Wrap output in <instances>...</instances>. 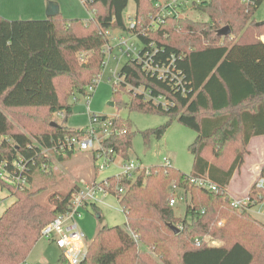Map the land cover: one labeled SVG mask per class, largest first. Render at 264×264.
<instances>
[{"label":"trees","instance_id":"trees-1","mask_svg":"<svg viewBox=\"0 0 264 264\" xmlns=\"http://www.w3.org/2000/svg\"><path fill=\"white\" fill-rule=\"evenodd\" d=\"M81 1L93 11L90 20H66L61 13L38 21H9L0 16V165L23 161L30 167V187L24 190L0 178V191L15 200L0 217V264H24L43 230L68 207L79 186L51 195L49 205L38 201L43 189L33 186L39 173L44 175L42 165L49 163L42 152L57 148L68 137L85 136L86 129L66 125L73 112L68 100L76 93L87 98L89 87L103 74L105 50L112 42L108 34L129 31L124 13L131 0ZM132 1L136 16L145 22L161 2ZM263 3L255 0L247 6L242 0H206L182 9L180 18H169L147 37L140 36L142 43L156 44L159 59L177 58V67L188 81L187 94L182 96L127 61L120 72L125 83L114 88V98L120 100L119 88L132 85L173 102L167 111L129 92L131 111L171 117L167 124L142 132L146 145L152 136L162 138L173 120L197 133L189 146L193 172L187 175L158 165L150 176L142 175L135 182L109 177L113 188L124 189L119 202L126 224L124 228L102 225L81 264H264V223L248 211L234 209L228 194L249 155L251 141L264 136V25L255 21ZM188 11L208 20L191 18ZM222 25L230 28V35H221ZM18 112L42 115L19 119L25 127L21 130L10 118ZM60 113H64L63 122L52 121ZM110 120L113 134L103 145L129 160L133 125L119 118ZM75 153L56 157L62 161ZM189 177L208 178L219 192L199 188ZM260 177L264 178V166ZM172 186L190 197L185 218L177 217L170 205ZM249 196L256 202L252 209L264 202V190L255 183ZM92 211L102 224L101 209ZM171 225L182 226L180 234ZM208 238L220 244L213 245ZM140 244L157 259L141 251ZM58 264L68 262L61 256Z\"/></svg>","mask_w":264,"mask_h":264},{"label":"rangeland","instance_id":"rangeland-1","mask_svg":"<svg viewBox=\"0 0 264 264\" xmlns=\"http://www.w3.org/2000/svg\"><path fill=\"white\" fill-rule=\"evenodd\" d=\"M53 3L57 4L62 18L66 20L81 19L87 21L92 18L93 11L85 6L81 0H0V16L9 21L46 20L48 19V6ZM135 11L136 5L131 0L124 13L125 21L128 20L130 15L135 14ZM191 13L187 12V15L191 18L201 21L208 20L206 16H198ZM255 21L257 23L264 21V3L256 11ZM224 27L226 25H222V28ZM120 35V31H113L110 38L113 40ZM262 37L264 38V35ZM232 38L231 36L230 40ZM135 42L137 45H141L139 40L135 39ZM111 43L116 44L115 41ZM113 55H118L117 49L113 50ZM125 63L126 59H123L119 70ZM114 65L116 66V63L112 62L110 68L114 67ZM110 80L113 81L112 73L108 68L104 70L99 79L96 91L90 98L89 103L87 98L78 93L70 97L68 101L73 107V112L69 116L66 125L72 129H87L90 125V116H106L110 119L119 118L129 121L133 125L132 129L134 133L133 146L128 158L130 161L140 162L146 167H153L164 165L163 160L166 158L172 162V167L187 175H191L193 172L194 155L189 151V146L197 138V133L173 120L162 138L159 139L152 136L146 145L142 132L167 124L171 117L164 114H146L136 110L131 111L129 104L133 98L129 94V86H126L124 89L119 88L121 96L120 100L116 101L114 98V85ZM75 98H78V101H74ZM32 114H35V118H39L42 115L40 112H18L16 116L13 115L10 118L17 127L24 130V122H20L19 119L26 120ZM63 120L64 118L59 114H55V117L52 118V121L58 124L62 123ZM261 151H264V146L261 147ZM47 157L49 170L44 172V175L40 172L39 178L33 186L34 189H43V193L38 197V201L43 205H49L51 195L55 193L66 194L77 186H81L84 182H92L96 176L97 181L100 182L106 178L118 175L121 172L122 165L127 161L118 157L114 164L109 165L103 171H98L97 167L100 163L95 160L92 151L76 152L72 158L62 161L51 153L47 154ZM254 161L255 159H249L247 164L242 167L241 174H236L231 184L232 192H247L249 183L253 185L258 181L259 177L257 179L252 178L256 173ZM178 195L179 197L183 196V192L180 191ZM13 202L14 198L9 197L6 191H0V217ZM188 204H190V197L178 201L175 206L177 217H186ZM100 209L101 216L104 218L102 224L92 209L85 210L82 217L78 220L80 230L86 235L88 244L94 241L102 225L125 227V213L115 199L109 197L107 200H104V204ZM252 214L258 220L264 222V203L256 206L252 210ZM208 241L213 245L214 243L220 244V242L210 238H208ZM139 247L141 251H147L157 259L149 249H146L141 244ZM62 255V251L54 247V245L49 244L46 239L41 238L28 255L26 262L29 264H58V260Z\"/></svg>","mask_w":264,"mask_h":264},{"label":"built area","instance_id":"built-area-1","mask_svg":"<svg viewBox=\"0 0 264 264\" xmlns=\"http://www.w3.org/2000/svg\"><path fill=\"white\" fill-rule=\"evenodd\" d=\"M206 0H163L155 4L156 10L143 21L139 19L136 14L130 15L126 21L128 32L113 39L116 44H109L106 47V60L104 63V70L108 69L112 73V80L114 88L120 87L125 83V78L121 76L119 67L123 59L132 61L141 67L145 75L157 78L169 85V87L186 96L188 91V81L184 73L177 67V58L172 55L166 60L159 59V49H157L154 42L144 44L140 41V36L147 37L150 33L157 31L163 26L169 18H180L182 9L189 8L194 4H200ZM247 6L253 4L255 0H242ZM111 36V33L108 34ZM135 39L139 40L140 46L137 45ZM118 50V55H113V50ZM112 62L116 66L110 68ZM124 65V64H123ZM122 65V66H123ZM102 76V75H101ZM99 76L88 89L87 100L95 93L99 83ZM134 96H142L145 101L153 102L164 110H169L174 106L173 102L168 101L164 96H154L152 91L143 86L127 85ZM63 117V113L59 114ZM112 121H101L99 116H90V125L86 129V134L83 137H68L59 143L55 149H47L42 153H51L55 156L65 155L67 153L92 151L95 160L99 161L100 165L97 167L98 171H103L109 165H112L117 160L118 156L113 149H107L103 143L113 134ZM120 131L116 130L119 134ZM164 166L172 168V162L169 159H164ZM43 171L49 170V163L42 165ZM152 167H146L140 162L127 160L121 167V172L113 176L115 180L126 179L131 182L137 181L140 176L148 177L152 174ZM30 167L28 163L23 161H15L10 164L0 165V178L9 185L17 189L24 190L30 187L29 179ZM191 184L199 188L219 192V188L214 185L208 178H194L189 177ZM258 190H264V178H259L255 183ZM179 189L176 186L171 187L173 198L170 205L175 208L180 200L186 199L185 195L179 197ZM124 194L123 188H113L108 178L98 182H84L72 194L68 207L63 209L58 216L43 230L42 238L49 243H53L60 251L63 252V257L68 264H81L88 253L87 237L80 230L78 220L82 217L85 210H90L93 207L100 208L104 204V200L109 197L115 199L119 204V198ZM231 206L238 211H248L252 213V205L256 202L251 199L249 194L244 198L238 199L229 196ZM264 203V202H262ZM261 204V203H260ZM121 206V205H120ZM258 206V205H257ZM122 208V206H121ZM122 211L124 212L123 208ZM220 226L223 225L221 222ZM180 230L182 226H178ZM131 233L130 227L127 228ZM136 238V237H135ZM197 246L201 245L199 239L195 240ZM25 264H29L25 262Z\"/></svg>","mask_w":264,"mask_h":264},{"label":"crops","instance_id":"crops-1","mask_svg":"<svg viewBox=\"0 0 264 264\" xmlns=\"http://www.w3.org/2000/svg\"><path fill=\"white\" fill-rule=\"evenodd\" d=\"M261 40H263V42H264V38L262 37L261 38ZM264 146V136H259V138H254L252 141H251V143H250V145H249V147H248V150H249V155H247V157H246V161H245V164L244 165H246L247 164V162H248V160L249 159H255V161H254V164H256V165H254L255 166V175H253V179H257L258 177H260V174H261V172H262V168H263V166H264V151L262 152L261 151V147H263ZM240 173V172H239ZM241 174V173H240ZM236 176V175H235ZM247 176H249L250 177V175H248L247 174ZM235 178V177H234ZM251 178V177H250ZM234 180V179H233ZM233 180H232V182H233ZM94 181H97V176H96V178H94L93 180H92V182H94ZM88 183V182H87ZM232 184V183H231ZM252 184H250L249 183V185H248V190H247V192H242V193H235V192H232L231 191V185H230V187L228 188V193H229V196H231V197H233V198H239V199H241V198H244L245 196H247L248 194H249V192H250V189L252 188ZM6 198H7V196H6ZM15 201V200H14ZM253 210V209H252ZM253 215V214H252ZM2 216V215H1ZM260 221V220H259ZM262 221V220H261ZM260 221V222H261ZM263 222V221H262ZM264 223V222H263ZM88 242V241H87ZM49 243V242H48ZM49 244H52V245H54L53 243H49ZM214 245H217L216 243H214ZM218 246V245H217ZM54 247H56L55 245H54ZM57 248V247H56Z\"/></svg>","mask_w":264,"mask_h":264},{"label":"water","instance_id":"water-1","mask_svg":"<svg viewBox=\"0 0 264 264\" xmlns=\"http://www.w3.org/2000/svg\"><path fill=\"white\" fill-rule=\"evenodd\" d=\"M59 13H60V11L58 9L57 4L53 3V4H50L48 6V12H47L48 17L56 16ZM258 25L259 26H263L264 25V21L263 22H259ZM230 33H231V30H230V28L228 26L224 27L221 30V35H223V36H228V35H230ZM53 125H55V124L53 123ZM170 228L176 235L180 234L181 230L177 226L171 225Z\"/></svg>","mask_w":264,"mask_h":264}]
</instances>
